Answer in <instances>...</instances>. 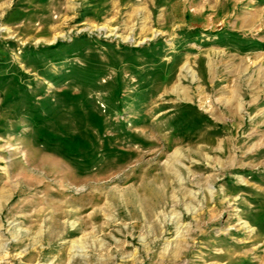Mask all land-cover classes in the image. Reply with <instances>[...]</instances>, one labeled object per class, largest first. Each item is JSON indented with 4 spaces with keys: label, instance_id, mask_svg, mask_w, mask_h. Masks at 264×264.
I'll return each instance as SVG.
<instances>
[{
    "label": "rangeland",
    "instance_id": "374dc122",
    "mask_svg": "<svg viewBox=\"0 0 264 264\" xmlns=\"http://www.w3.org/2000/svg\"><path fill=\"white\" fill-rule=\"evenodd\" d=\"M0 264H264V0H0Z\"/></svg>",
    "mask_w": 264,
    "mask_h": 264
}]
</instances>
